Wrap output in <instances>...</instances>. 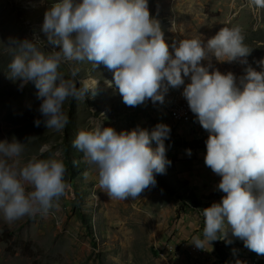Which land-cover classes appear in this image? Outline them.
I'll return each mask as SVG.
<instances>
[{"label": "clouds", "instance_id": "1", "mask_svg": "<svg viewBox=\"0 0 264 264\" xmlns=\"http://www.w3.org/2000/svg\"><path fill=\"white\" fill-rule=\"evenodd\" d=\"M249 6L264 9V0H249ZM41 30L45 40L34 35L4 43L11 56L7 78L20 89L31 82L38 90L42 119L35 125L61 131L68 123L65 101L97 95L99 79L80 77L79 62L111 71L113 79L104 83L130 107L149 100L163 104L169 88L184 86L183 98L209 133L204 163L221 178L216 190L224 194L202 209L203 238L193 236L190 244L204 250L214 241L231 244L236 238L264 256V58L257 62L261 70L249 66L239 84L232 72L201 64L209 54L220 62L247 63L251 50L242 30L223 27L206 43L200 36L173 41L170 51L148 0H52ZM62 65L69 66L67 76ZM185 77L190 78L186 85ZM170 132L164 123L150 132L139 126L117 132L102 120L79 130L73 147L95 166L99 188L109 198L135 200L170 165L164 143ZM24 151L15 138L0 141V215L9 224L47 214L71 187L61 159L33 155L25 162ZM186 153L190 156L191 149Z\"/></svg>", "mask_w": 264, "mask_h": 264}, {"label": "rangeland", "instance_id": "2", "mask_svg": "<svg viewBox=\"0 0 264 264\" xmlns=\"http://www.w3.org/2000/svg\"><path fill=\"white\" fill-rule=\"evenodd\" d=\"M51 2L0 0V141L15 138L24 143L21 159L25 162L33 155L61 159L71 187L47 214L11 224L0 215V264H237L236 256L228 257V262L219 255L213 242L200 253L190 244L193 236L203 238L202 209L219 202L224 194L216 190L221 178L204 163L209 133L191 111L187 123H181L180 115L187 112L177 104L187 102L182 96L184 86L169 88L163 104L149 100L130 107L118 90L105 86V80L113 79L111 71L79 62L75 66L80 68V77L99 79L97 95L85 102L66 100L63 110L68 123L61 131L46 129L43 123L35 125L36 119H42L38 90L31 82L20 89L19 82L7 78L11 56L4 43L10 37L23 40L34 35L45 40L41 29ZM148 6L161 24L170 51L173 41L200 36L206 43L223 27H239L251 50L247 63L220 62L209 54L201 64L209 71L232 72L238 84L249 66L261 70L257 62L264 58V9L250 7L249 0H148ZM38 43L43 47V41ZM60 71L67 76L69 66L62 65ZM184 79L185 85L190 83L189 77ZM102 120L117 132L138 126L150 132L158 123L171 129L164 141L171 163L140 198H109L99 188L95 166H89L73 147L79 130ZM41 149L46 150L41 154ZM187 149H191L190 156ZM233 241V247L244 246L239 239ZM215 242L228 254L224 240ZM240 249L244 264H264V256L245 246Z\"/></svg>", "mask_w": 264, "mask_h": 264}, {"label": "crops", "instance_id": "3", "mask_svg": "<svg viewBox=\"0 0 264 264\" xmlns=\"http://www.w3.org/2000/svg\"><path fill=\"white\" fill-rule=\"evenodd\" d=\"M105 86H106V84H105ZM235 240H237L236 238H235ZM232 241H233V238H232ZM226 243V242H225ZM234 241L231 243V244H228V246H229V249H227V251H228V256H227V258L228 257H230L231 258V256H236L235 257V260L236 261H239V264H244V250H242L241 251V249L240 248H242V247H244V246H235V247H233L234 246ZM237 244V243H236ZM232 246V247H231ZM216 248V247H215ZM217 250V249H216ZM191 256V255H190ZM226 258V259H227ZM226 261H228L229 262V258L226 260Z\"/></svg>", "mask_w": 264, "mask_h": 264}, {"label": "trees", "instance_id": "4", "mask_svg": "<svg viewBox=\"0 0 264 264\" xmlns=\"http://www.w3.org/2000/svg\"><path fill=\"white\" fill-rule=\"evenodd\" d=\"M163 186L164 187L166 186V188H167V185H165L164 183H163ZM194 206H197V203L194 202ZM186 210H189V207H187ZM213 245L216 247L217 252L219 253V255H221L222 257H225V259H226L227 256H228L227 252H225L223 248H222L223 249L222 250L220 247H218V244L215 241L213 242Z\"/></svg>", "mask_w": 264, "mask_h": 264}, {"label": "bare ground", "instance_id": "5", "mask_svg": "<svg viewBox=\"0 0 264 264\" xmlns=\"http://www.w3.org/2000/svg\"><path fill=\"white\" fill-rule=\"evenodd\" d=\"M177 107L179 109H181L183 112H188L190 111L188 105H187V102L186 103H181V104H177Z\"/></svg>", "mask_w": 264, "mask_h": 264}, {"label": "built area", "instance_id": "6", "mask_svg": "<svg viewBox=\"0 0 264 264\" xmlns=\"http://www.w3.org/2000/svg\"><path fill=\"white\" fill-rule=\"evenodd\" d=\"M173 111V110H172ZM188 115H189V112H187L186 115H180L181 116V123H187V119H188ZM194 249L200 253V249H197L194 247ZM255 260V259H254ZM253 260V262H254Z\"/></svg>", "mask_w": 264, "mask_h": 264}]
</instances>
